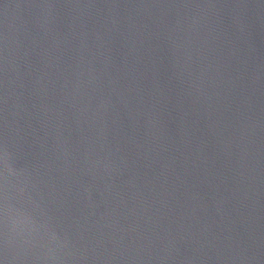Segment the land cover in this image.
I'll use <instances>...</instances> for the list:
<instances>
[{
	"label": "water",
	"instance_id": "95a60500",
	"mask_svg": "<svg viewBox=\"0 0 264 264\" xmlns=\"http://www.w3.org/2000/svg\"><path fill=\"white\" fill-rule=\"evenodd\" d=\"M0 264H264V0H0Z\"/></svg>",
	"mask_w": 264,
	"mask_h": 264
}]
</instances>
